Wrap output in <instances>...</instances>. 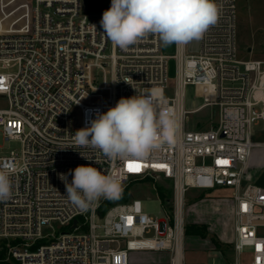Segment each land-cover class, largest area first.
I'll return each instance as SVG.
<instances>
[{
    "label": "built area",
    "instance_id": "obj_1",
    "mask_svg": "<svg viewBox=\"0 0 264 264\" xmlns=\"http://www.w3.org/2000/svg\"><path fill=\"white\" fill-rule=\"evenodd\" d=\"M216 2L219 19L200 38L199 54L175 44L176 54L167 56L156 36L127 50L113 45L101 34L102 15L85 14L82 0H0V97L8 101L0 108V133L21 143L9 154L0 147V166L13 185L0 201V264H128L131 252H169L170 264H184L187 196L217 189L233 192L230 264H264V189L251 176L255 153L264 151L254 140V126L264 121V61L239 57L237 0ZM188 86L205 89L209 101L188 111ZM153 87L161 93L158 111L175 114L171 143L123 160L75 145V132L98 113ZM205 107L219 109L216 125L188 129L189 115ZM129 162L139 170L129 171ZM81 165L118 176L123 186L167 181L165 218L144 213L140 200L104 214L103 197L79 209L58 173Z\"/></svg>",
    "mask_w": 264,
    "mask_h": 264
},
{
    "label": "clouds",
    "instance_id": "obj_2",
    "mask_svg": "<svg viewBox=\"0 0 264 264\" xmlns=\"http://www.w3.org/2000/svg\"><path fill=\"white\" fill-rule=\"evenodd\" d=\"M219 15L216 0H111L100 21L101 34L121 50L150 35L158 37L164 47L185 46L199 40L218 22ZM160 96L153 87L143 94L119 99L107 112L98 113L89 127L75 132V145L98 149L112 160L146 158L153 149L171 143L176 128L173 112L158 111ZM69 174L73 177L71 183ZM58 176L65 184L67 200L85 211L102 197L118 199L123 191L118 176L105 175L90 165L77 166ZM12 187L10 171L0 166V201L11 197Z\"/></svg>",
    "mask_w": 264,
    "mask_h": 264
},
{
    "label": "rangeland",
    "instance_id": "obj_3",
    "mask_svg": "<svg viewBox=\"0 0 264 264\" xmlns=\"http://www.w3.org/2000/svg\"><path fill=\"white\" fill-rule=\"evenodd\" d=\"M110 0H82V6L85 14L103 15V12L110 8ZM238 10V45L239 57L242 60H259L264 61V0H237ZM200 51V39L194 40L187 44V54L196 55ZM161 52L167 56L176 54L175 44L167 47L162 46ZM169 78L174 80L176 73V62L170 59L168 63ZM15 70H12L14 72ZM209 101V95L205 89L188 86L185 92V107L188 111L195 110ZM8 101L0 97V108H6ZM219 116L217 107H205L189 115L187 128L190 130H207L215 126ZM254 140L264 143V121L254 126ZM0 147L4 154L11 151H20L21 143L17 140H6L0 133ZM264 164V151H257L252 159V165ZM167 191L171 193L170 184L163 180L157 181L132 179L126 186H123L122 194L118 199H106L105 208L113 205L129 203L133 200H140L144 213L158 218H165V211L161 205L160 192ZM198 190H191L187 196L186 210L187 225L206 226L208 231L207 238H201L194 235L186 236L184 250V264H229L235 259L201 251L196 248L197 245H191L190 242H197L198 238L213 243L218 239L217 235L212 232L214 228L222 237L221 246L227 245L231 236L229 228L230 202L233 192L230 190L217 189L211 193H203ZM211 224V229L210 225ZM57 234L61 230L56 228ZM197 238V239H195ZM189 242V243H187ZM43 244L46 242L43 241ZM195 244V243H194ZM137 254L154 255L153 253L138 252ZM248 259V258H246ZM249 260V259H248ZM246 261V260H245Z\"/></svg>",
    "mask_w": 264,
    "mask_h": 264
},
{
    "label": "crops",
    "instance_id": "obj_4",
    "mask_svg": "<svg viewBox=\"0 0 264 264\" xmlns=\"http://www.w3.org/2000/svg\"><path fill=\"white\" fill-rule=\"evenodd\" d=\"M252 173L251 176H257L259 175L263 170H264V164H254L252 165ZM211 193V192H209ZM203 194V193H202ZM230 202V218H231V223H230V230H231V236L228 240L229 246L224 245L221 246L220 240L223 242V237L214 229L212 228V232L217 235L219 241L217 240V245L214 243H209L207 240L199 239L197 242H187L191 245H197L196 248L194 249H199L201 251H209V253L212 252V254H217L221 256V253L225 255L226 257H229L228 259L232 258L235 259V254L233 251V243L235 240V234H234V217H233V202L231 199L229 200ZM210 225L211 229V224L207 223ZM197 239V238H195ZM195 243V244H194ZM138 252H131L130 257H129V263L128 264H170V258L171 255L169 252H144V253H153L154 255H148V254H137ZM230 264V263H229Z\"/></svg>",
    "mask_w": 264,
    "mask_h": 264
},
{
    "label": "trees",
    "instance_id": "obj_5",
    "mask_svg": "<svg viewBox=\"0 0 264 264\" xmlns=\"http://www.w3.org/2000/svg\"><path fill=\"white\" fill-rule=\"evenodd\" d=\"M159 194H160L161 200L163 202L168 203L171 201V193L169 195V192L167 193V191H161ZM106 202L107 201L104 200L102 203V206L100 209V213H102V214H104L105 211L107 210V208H105ZM185 235L186 236L194 235V236H198V237L205 239L208 236L207 227L204 225L200 226V227L196 226V225H186ZM213 243L218 246L217 241L215 239L213 240Z\"/></svg>",
    "mask_w": 264,
    "mask_h": 264
},
{
    "label": "water",
    "instance_id": "obj_6",
    "mask_svg": "<svg viewBox=\"0 0 264 264\" xmlns=\"http://www.w3.org/2000/svg\"><path fill=\"white\" fill-rule=\"evenodd\" d=\"M246 183H244L245 185ZM255 185L257 187L263 188L264 189V170L258 175L256 181H255ZM77 225V220H75L73 222V227H76Z\"/></svg>",
    "mask_w": 264,
    "mask_h": 264
},
{
    "label": "snow or ice",
    "instance_id": "obj_7",
    "mask_svg": "<svg viewBox=\"0 0 264 264\" xmlns=\"http://www.w3.org/2000/svg\"><path fill=\"white\" fill-rule=\"evenodd\" d=\"M219 163L226 164L227 161H219ZM155 166L156 167H164V165H155ZM128 170L129 171H138L139 170V165L138 164L134 165L132 162H129Z\"/></svg>",
    "mask_w": 264,
    "mask_h": 264
}]
</instances>
